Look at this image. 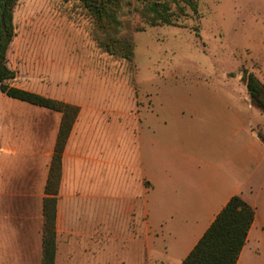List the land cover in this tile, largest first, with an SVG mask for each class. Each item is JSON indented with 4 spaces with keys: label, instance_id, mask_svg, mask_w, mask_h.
I'll return each mask as SVG.
<instances>
[{
    "label": "rangeland",
    "instance_id": "rangeland-1",
    "mask_svg": "<svg viewBox=\"0 0 264 264\" xmlns=\"http://www.w3.org/2000/svg\"><path fill=\"white\" fill-rule=\"evenodd\" d=\"M136 7L127 0L119 16L120 34L135 45L132 61L96 40L94 21L75 0H19L7 55L17 87L80 108L62 170L76 171L81 188L100 185V199L84 211L99 203L102 264H181L163 256L161 236L144 235L142 186L143 176L173 166L163 154L179 162L192 153L202 171L224 179L238 164L244 170L229 183L248 181L257 225L237 264H264V112L252 107L245 81L247 72L264 83V0H198V14L188 9L177 27H149ZM0 98L1 133L55 147L60 113Z\"/></svg>",
    "mask_w": 264,
    "mask_h": 264
},
{
    "label": "crops",
    "instance_id": "crops-1",
    "mask_svg": "<svg viewBox=\"0 0 264 264\" xmlns=\"http://www.w3.org/2000/svg\"><path fill=\"white\" fill-rule=\"evenodd\" d=\"M11 100L7 102L41 108ZM6 109L3 106L0 110L5 112ZM258 141L264 143L261 138ZM47 147H39L36 138L0 131V264H42L43 204L47 198L45 188L54 143L51 142ZM249 153L250 157H254V151ZM162 157L168 159L169 163L174 159L173 166H159L156 177L143 176L149 183L148 187L142 186L145 193V211L142 216L147 227L143 233L149 236L151 231L156 238L161 236L163 256H180L182 264L233 196L238 195L251 205L249 192L244 191L248 181L236 178L230 184L232 176L224 179L225 176L214 174L215 170L207 173L203 168L202 171L196 153L179 156V162L173 154H163ZM235 171L240 172H235L233 177L246 175L239 164ZM188 174L192 178L197 175L203 181L188 180ZM95 189L92 192L85 184L81 188L76 171L70 172L63 164L61 187L56 196L55 264H102L99 203L94 204L93 212L90 205L86 207L87 212L84 211L85 205L100 199V185ZM249 189L251 192L250 186ZM156 218L158 222L154 225L152 222H156ZM256 225L255 213L250 232ZM21 228L26 229V237L21 234ZM185 238L190 240L189 245L183 243ZM147 256L150 260L149 252ZM161 264L169 263L162 260Z\"/></svg>",
    "mask_w": 264,
    "mask_h": 264
},
{
    "label": "trees",
    "instance_id": "trees-1",
    "mask_svg": "<svg viewBox=\"0 0 264 264\" xmlns=\"http://www.w3.org/2000/svg\"><path fill=\"white\" fill-rule=\"evenodd\" d=\"M19 0H0V93L33 106L61 114L44 200L42 264H54L56 254V196L61 181L62 155L80 113L78 106L58 101L13 85L16 72L7 55L16 36L14 10ZM94 21L96 40L106 50L132 61L134 42L121 35L120 12L127 0H75ZM136 11L149 27L178 26L189 9L198 14V0H134ZM131 4V3H130ZM100 38V39H99ZM104 38V42H102ZM246 89L252 107L264 112V83L245 72ZM261 139L264 141V135ZM255 211L242 197L233 196L190 251L182 264H237L245 247Z\"/></svg>",
    "mask_w": 264,
    "mask_h": 264
}]
</instances>
